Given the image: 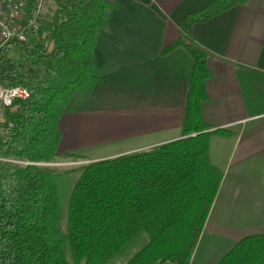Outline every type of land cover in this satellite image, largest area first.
I'll use <instances>...</instances> for the list:
<instances>
[{"label":"trees","instance_id":"obj_1","mask_svg":"<svg viewBox=\"0 0 264 264\" xmlns=\"http://www.w3.org/2000/svg\"><path fill=\"white\" fill-rule=\"evenodd\" d=\"M247 0H220L186 21L162 55L183 48L194 65L183 137L150 150L80 165L60 228L57 179L59 123L77 92L100 81L94 49L108 28L110 0H50L51 46L11 43L0 48V84L30 91L0 124V264H111L132 244L143 247L125 264H191L224 175L210 161V131L202 115L211 77L208 54L192 37L194 25ZM15 56L37 59L18 65ZM11 125V127H10ZM218 264H264V234L251 235Z\"/></svg>","mask_w":264,"mask_h":264},{"label":"crops","instance_id":"obj_2","mask_svg":"<svg viewBox=\"0 0 264 264\" xmlns=\"http://www.w3.org/2000/svg\"><path fill=\"white\" fill-rule=\"evenodd\" d=\"M219 1L110 0L108 28L94 49L100 81L67 106L60 153L90 163L182 139L194 62L183 48L162 53L189 17ZM192 37L211 71L204 122L226 131L210 139L211 164L224 178L205 226L229 246L226 255L242 239L264 234V0L194 25Z\"/></svg>","mask_w":264,"mask_h":264},{"label":"built area","instance_id":"obj_3","mask_svg":"<svg viewBox=\"0 0 264 264\" xmlns=\"http://www.w3.org/2000/svg\"><path fill=\"white\" fill-rule=\"evenodd\" d=\"M49 3L50 0H0V48L14 42L29 44L32 36H38L52 9ZM29 98L30 91L25 87L0 84V124L5 122L7 109Z\"/></svg>","mask_w":264,"mask_h":264},{"label":"rangeland","instance_id":"obj_4","mask_svg":"<svg viewBox=\"0 0 264 264\" xmlns=\"http://www.w3.org/2000/svg\"><path fill=\"white\" fill-rule=\"evenodd\" d=\"M51 10L52 9H50L49 12ZM47 25L48 24L46 18L44 27L41 29L39 35L35 37L32 36L31 41L29 43L31 47H34L38 44L45 45L48 48L51 46L46 30ZM15 59L18 65L21 66H34L38 63L37 59H22L20 56H15ZM86 163L88 162L77 159L67 160L65 157H63L62 159H59L56 163L48 165L51 167H62L63 170V172L59 175L57 179L61 215L60 228L62 232H66L67 228L68 200L71 191L80 176V170L78 169V167ZM219 240L220 239L213 238L212 234H210V232H206V230L204 229V232L196 248L191 264H218L219 261L225 255V253H227L226 251H228L229 249V246H221ZM144 244V238L134 242L130 248H128L124 253H122L111 264H125L128 259H130L137 251H139L143 247Z\"/></svg>","mask_w":264,"mask_h":264}]
</instances>
